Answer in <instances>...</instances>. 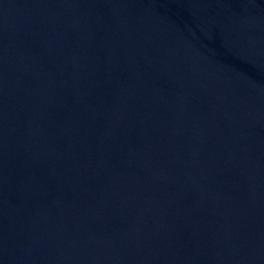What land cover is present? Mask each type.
Returning <instances> with one entry per match:
<instances>
[{"label": "water", "instance_id": "1", "mask_svg": "<svg viewBox=\"0 0 264 264\" xmlns=\"http://www.w3.org/2000/svg\"><path fill=\"white\" fill-rule=\"evenodd\" d=\"M0 264H264V0H0Z\"/></svg>", "mask_w": 264, "mask_h": 264}]
</instances>
